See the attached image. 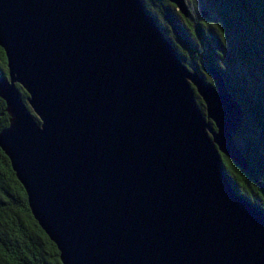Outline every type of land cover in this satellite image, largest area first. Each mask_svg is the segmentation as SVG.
<instances>
[{
	"label": "water",
	"instance_id": "1",
	"mask_svg": "<svg viewBox=\"0 0 264 264\" xmlns=\"http://www.w3.org/2000/svg\"><path fill=\"white\" fill-rule=\"evenodd\" d=\"M0 49V151L60 264H264V215L220 160L247 170L241 109L140 0H0Z\"/></svg>",
	"mask_w": 264,
	"mask_h": 264
},
{
	"label": "trees",
	"instance_id": "2",
	"mask_svg": "<svg viewBox=\"0 0 264 264\" xmlns=\"http://www.w3.org/2000/svg\"><path fill=\"white\" fill-rule=\"evenodd\" d=\"M140 1L181 63L202 78L208 68L216 70L239 105L241 125L232 139L247 170L222 155L220 160L236 193L264 215V0H202L204 10L193 22L189 10L183 18L167 0ZM5 75L0 49V77ZM17 90L24 100L26 93L18 86ZM194 99L203 114L200 99L195 94ZM4 108L0 99V131L8 124ZM0 264H60L54 244L33 220L24 191L1 151Z\"/></svg>",
	"mask_w": 264,
	"mask_h": 264
},
{
	"label": "rangeland",
	"instance_id": "3",
	"mask_svg": "<svg viewBox=\"0 0 264 264\" xmlns=\"http://www.w3.org/2000/svg\"><path fill=\"white\" fill-rule=\"evenodd\" d=\"M186 5H187V8L189 10V15L191 16V22H193V20H195L197 18L199 11L204 10V8L202 7V0H190L189 2H186ZM150 9H152V7H150ZM203 75H204L203 78L207 82L212 83V80L207 73H204ZM197 99H199V98L197 97Z\"/></svg>",
	"mask_w": 264,
	"mask_h": 264
}]
</instances>
